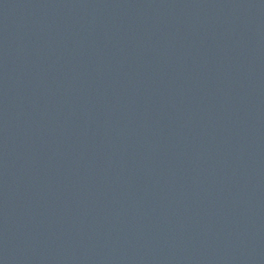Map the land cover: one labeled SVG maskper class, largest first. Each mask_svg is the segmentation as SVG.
Listing matches in <instances>:
<instances>
[{
  "label": "water",
  "instance_id": "95a60500",
  "mask_svg": "<svg viewBox=\"0 0 264 264\" xmlns=\"http://www.w3.org/2000/svg\"><path fill=\"white\" fill-rule=\"evenodd\" d=\"M245 264H264V229L257 239Z\"/></svg>",
  "mask_w": 264,
  "mask_h": 264
}]
</instances>
